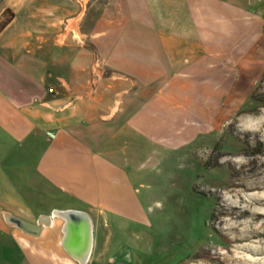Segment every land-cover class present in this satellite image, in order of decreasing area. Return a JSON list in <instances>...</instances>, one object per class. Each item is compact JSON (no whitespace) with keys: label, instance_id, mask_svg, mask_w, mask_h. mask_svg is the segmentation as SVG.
<instances>
[{"label":"crops","instance_id":"0c3cea01","mask_svg":"<svg viewBox=\"0 0 264 264\" xmlns=\"http://www.w3.org/2000/svg\"><path fill=\"white\" fill-rule=\"evenodd\" d=\"M249 3L0 0V264H91L140 221L139 183L218 121Z\"/></svg>","mask_w":264,"mask_h":264},{"label":"rangeland","instance_id":"374dc122","mask_svg":"<svg viewBox=\"0 0 264 264\" xmlns=\"http://www.w3.org/2000/svg\"><path fill=\"white\" fill-rule=\"evenodd\" d=\"M249 1L250 15L229 25L234 82L219 88L218 121L139 183L145 215L110 222L91 264H264V217L254 215L264 206L225 193L240 177L237 154L242 173L264 175V0ZM260 187L252 193L264 197Z\"/></svg>","mask_w":264,"mask_h":264},{"label":"bare ground","instance_id":"6f19581e","mask_svg":"<svg viewBox=\"0 0 264 264\" xmlns=\"http://www.w3.org/2000/svg\"><path fill=\"white\" fill-rule=\"evenodd\" d=\"M258 147V146H257ZM248 151V150H247ZM247 154V153H246ZM242 156V154H237L236 155V160L235 163H239V167H237L238 169V174L240 175V177L237 179V182L235 184V186H231L228 189H226V194L228 195H236L239 197H243V195L247 196L248 198H253L254 202L256 204L262 205L264 206V197L260 196V194L257 193H252L254 191H258L259 188H261L260 186L263 185L264 188V175L261 177H257L258 176L257 173L253 172V174L248 175L246 173H242V167L245 163V161H240L238 158H240ZM259 158V157H258ZM255 162V161H254ZM264 167V166H263ZM259 169V168H258ZM252 170V169H251ZM254 171V169H253ZM245 172V171H244ZM255 176V177H254ZM249 192V193H248ZM264 193V191L262 192ZM223 207V206H222ZM232 210L237 209L238 206H231ZM234 207V208H233ZM239 210V209H238ZM244 211H238L235 215L241 216L243 214ZM245 215V214H244ZM254 215H256L257 217H264L262 215V213H254ZM264 227V226H263ZM218 230V229H217ZM263 232H259L257 234L258 236H261V234ZM263 235V234H262ZM225 243V242H224ZM230 245V244H229ZM227 246V245H226ZM240 247V246H239ZM242 247V246H241ZM224 248V247H223ZM219 249V248H218ZM215 250V249H214ZM217 251V250H216ZM211 253V252H210ZM234 253V252H233ZM242 253V252H241ZM218 254V253H217ZM236 254V253H235ZM239 254V253H238ZM217 256V255H216ZM219 256V255H218ZM217 256V257H218ZM230 256V254H229ZM233 256V255H232ZM203 257V256H202ZM222 259V258H221ZM200 262V261H199Z\"/></svg>","mask_w":264,"mask_h":264},{"label":"water","instance_id":"95a60500","mask_svg":"<svg viewBox=\"0 0 264 264\" xmlns=\"http://www.w3.org/2000/svg\"><path fill=\"white\" fill-rule=\"evenodd\" d=\"M67 216L70 217L71 214H67ZM15 221H16V223H17L21 228H23V229H25V230H28V231H34V230H36L38 227H40V226H34V225H31V224H28V223L23 222V221H21V220H15Z\"/></svg>","mask_w":264,"mask_h":264},{"label":"built area","instance_id":"2783aa9c","mask_svg":"<svg viewBox=\"0 0 264 264\" xmlns=\"http://www.w3.org/2000/svg\"><path fill=\"white\" fill-rule=\"evenodd\" d=\"M51 91H53V88H50Z\"/></svg>","mask_w":264,"mask_h":264}]
</instances>
